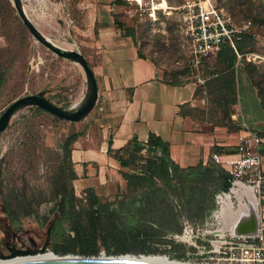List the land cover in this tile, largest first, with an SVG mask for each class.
Here are the masks:
<instances>
[{
  "label": "rangeland",
  "instance_id": "obj_1",
  "mask_svg": "<svg viewBox=\"0 0 264 264\" xmlns=\"http://www.w3.org/2000/svg\"><path fill=\"white\" fill-rule=\"evenodd\" d=\"M21 1L29 19L52 43L64 49H77L67 35V4H62L60 9V0ZM184 1L166 0L162 5L170 13L158 12L155 19L139 15L123 5L118 20L124 33L134 39L140 54L155 64L165 82H192L196 85L194 105L185 107L183 112L211 127H224L236 136V141L239 133L247 129H254L260 137L264 136V90H257L248 80V71L253 67L264 73V0H216L217 6L231 15L237 23H251L252 39L245 40L244 52L239 53L240 57H236L233 65L235 77L237 75L239 79L237 84L235 78L236 90L205 88L206 81L220 79L231 71L229 68L225 70V74L220 73L215 77L223 68L219 65L222 59L217 54L206 58L197 70L191 66L188 43L180 29L181 17L178 12V7ZM0 2L1 35L4 40V44L0 46V113L16 98L39 91H45L46 97L53 103L62 105L75 104L81 100L86 90L82 69L42 45L37 50L33 37L16 14L12 0ZM242 78L245 80L242 81ZM86 123L90 125L89 128L71 145L72 149L75 144L81 148H94L98 144L103 124L99 101L86 119L80 122L55 120L47 112L35 113L29 108L19 112L8 128L0 133V187L4 193L14 184L21 185L20 178L24 172L28 187L41 190L49 196L55 170L59 164H64L62 144L71 132L78 131ZM144 161H149L147 155L144 156ZM146 165L152 176V184L165 189L161 196L158 194L161 199L155 200L158 201L156 204L151 202L147 214H141L139 210L145 209L144 204L136 208L129 198L128 203L131 202L132 206H126L128 203H122L125 200L122 199L125 196L124 190L117 187L114 196L118 195L121 199L117 200L119 206L116 209V226L111 229L113 234L95 244L96 253L84 255L100 256L101 252H105V256L115 257L130 253L124 256L128 258H121L143 262L199 264L202 255H199L197 247L205 242L204 238L207 236H202V230L196 227L216 209L217 192L214 186L208 187L207 205L204 204L199 209L193 201L196 192L191 189L194 186L192 183L187 185L186 181L183 186V181L178 183L174 178V186L164 187L169 180L165 165H154L152 162ZM230 196L236 208V199L233 194ZM154 198H157L156 194ZM187 199L190 200L187 202ZM153 204L162 206L164 214L158 213ZM53 205L52 200L40 205L38 217L42 219L52 216ZM24 218L21 217L20 220L24 221ZM158 220L162 222L158 223ZM187 224L192 226L191 240H188L185 232ZM69 228L67 222L57 226L54 232L60 235L54 237L55 240L67 234ZM9 237L10 228L1 221L0 211V244ZM189 242H194V245ZM62 246L71 252L51 251L56 256L83 255L79 253L82 248L80 245L64 242ZM118 251L126 253H116ZM143 254L146 256H142Z\"/></svg>",
  "mask_w": 264,
  "mask_h": 264
},
{
  "label": "crops",
  "instance_id": "obj_2",
  "mask_svg": "<svg viewBox=\"0 0 264 264\" xmlns=\"http://www.w3.org/2000/svg\"><path fill=\"white\" fill-rule=\"evenodd\" d=\"M59 4L60 9L62 4H67L66 15L70 16L67 18V35L95 75L103 118L98 144L94 148H81L75 144L71 150L76 176L72 185L77 197L89 190L102 202L111 203L116 210L120 197L114 196V190L118 187L125 193L122 203H128L131 198L136 208L144 204L145 209L139 210L141 214H147L150 203L156 204L158 201L155 200L161 199L160 191L165 189L152 183L143 182L136 191L129 192L121 175L128 169L120 167L114 157L108 155L109 140L111 149L116 151L133 137L145 144L149 135L154 134L168 144L169 162L181 169L198 164L219 167L212 162L211 154L235 151L237 141L234 134L224 127L198 122L183 112L185 107L194 105L196 85L192 82L167 83L162 79L155 64L143 57L134 39L124 33L118 20L123 3L119 0H60ZM3 44L0 23V46ZM261 138L264 173V136ZM167 186L165 183L164 187ZM150 189L159 192L152 195L142 193ZM155 194L157 198H154ZM131 202L126 206H132ZM155 204L153 208L164 214L162 206ZM257 210L258 227L264 233V202L257 203ZM233 221L230 218L226 222Z\"/></svg>",
  "mask_w": 264,
  "mask_h": 264
},
{
  "label": "trees",
  "instance_id": "obj_3",
  "mask_svg": "<svg viewBox=\"0 0 264 264\" xmlns=\"http://www.w3.org/2000/svg\"><path fill=\"white\" fill-rule=\"evenodd\" d=\"M262 8L264 12V6ZM252 35H244L236 41L238 54L244 52L243 49L246 47L245 40L248 38L252 39ZM216 54L221 57L222 60L219 62V65L223 68L216 73L215 77H218L220 73L225 74L229 68L231 71L227 72L220 79L216 78L212 82L206 81L204 84L205 88L207 90H236L235 78L237 84L239 83V79L237 75L235 77L233 65L236 62L237 55L232 48L227 46L222 47ZM248 75V80L253 84L252 86L257 90H264V73L258 72L253 67L252 70L248 71ZM48 99L50 100V98ZM29 109L35 113L46 112L36 106L29 107ZM53 117L55 120L64 121L62 118ZM89 126L86 123L78 131L71 132L62 144L61 148L65 152L63 155L64 164H59L55 170L49 194L50 198L45 192L28 187L24 172L20 178L22 181L21 185H12L6 193L0 187L1 221L5 225L9 221H19L21 217L33 216L40 219L37 214L40 205L50 200L54 202V210L52 211H57L58 213L56 227L60 226L62 222H67L70 226L67 234L55 240L56 242L52 246V251L55 253L71 252L62 246V243L66 242L69 245H80L82 247L79 252L80 254H94L96 253L95 244L104 241L107 236L112 235L111 229L116 226L115 218L117 216V210L111 207V203L102 202L89 190L84 192V197L80 198L74 193L72 181L76 176L71 161V145L85 133ZM110 145L111 142L109 140L108 155L113 156L120 167L128 169V172H121V175L126 180L129 192L136 191L137 188L141 187L140 185L143 182L151 185L152 176L147 171L148 165H146L151 162L154 165H165V169L169 174V180L166 183L169 186L167 187L174 185L172 184L174 178L178 183L183 181L181 182L183 186H185L186 181L187 185L192 183L194 186H191V189L195 190L194 193L196 192L193 201L199 209H201L202 205H207L206 202L209 201L207 197L209 186H214L215 191L227 190L229 187L230 175L220 166L205 167L202 164H198L194 167L181 169L174 163L169 162L168 144L154 134L149 135L145 144H142L136 137H133L119 150L113 151ZM145 155L149 159L147 163L144 161ZM157 192L159 191L156 189L146 191L149 195ZM189 200L187 199V202ZM157 222L160 223L162 221L158 220ZM58 235L60 234H56L55 237ZM116 253L126 252L118 251ZM127 255H130V253L121 254L118 258H128L124 257ZM142 256L146 255L143 254Z\"/></svg>",
  "mask_w": 264,
  "mask_h": 264
},
{
  "label": "built area",
  "instance_id": "obj_4",
  "mask_svg": "<svg viewBox=\"0 0 264 264\" xmlns=\"http://www.w3.org/2000/svg\"><path fill=\"white\" fill-rule=\"evenodd\" d=\"M119 1L130 11L150 19H155L158 12L170 13L162 8L166 0ZM178 12L181 17L180 29L188 43L189 61L196 70L206 58L224 46L232 48L240 57L236 41L252 34L250 21L237 23L217 6L216 0H185L178 7ZM261 144L262 138L258 132L247 129L239 133L233 153L211 154L212 162L226 170L230 178L228 189L215 196L217 208L196 227L202 230V236H207L205 242L197 247L199 255H202L199 264H264V233L258 230L253 235L236 234L225 225L248 201L249 193L244 190L250 191L257 203L264 202ZM231 194L236 199V208L232 201L229 208H224L223 198ZM185 232L191 240L193 234L190 224H187ZM189 243L194 245V242Z\"/></svg>",
  "mask_w": 264,
  "mask_h": 264
},
{
  "label": "water",
  "instance_id": "obj_5",
  "mask_svg": "<svg viewBox=\"0 0 264 264\" xmlns=\"http://www.w3.org/2000/svg\"><path fill=\"white\" fill-rule=\"evenodd\" d=\"M12 4L15 8L16 14L18 15L21 22L25 25L31 36L33 37V42L36 44L37 50L39 46L42 45L50 50L52 53L61 57L65 60L71 61L77 64L83 71L85 82H86V90L78 102L71 105H62L51 102L47 97L45 91H39L34 94H28L21 97L16 98L12 101L5 109L0 113V133L5 131L10 125L12 119L22 110L29 107H39L40 109L48 112L49 114L56 116L58 118H62L69 122H80L86 119V117L90 114L92 108L95 106L98 101V85L93 73L92 68L87 63L84 55L77 49H64L61 48L54 43H52L45 35H43L37 27L33 24V22L27 16L24 6L21 0H12ZM31 69V66L28 68ZM249 200V198H248ZM258 212V210H257ZM247 219V218H246ZM243 220L244 224L250 225L248 229L241 228V222H237L234 224L233 222H226V226L228 229L236 234L241 235H253L256 234L259 230L258 227V213L256 221L253 216L249 217L247 220ZM231 226V227H230ZM241 228V229H239ZM47 242L38 250H16L10 249V253L8 255H4L0 253V259L13 258L18 255H28L37 252L50 251L53 253L48 247ZM7 264H156L149 263L143 261H135V260H126L120 259L114 256L108 257H99V256H73V255H63L56 256L50 258H39V259H28L16 262H10Z\"/></svg>",
  "mask_w": 264,
  "mask_h": 264
},
{
  "label": "flooded vegetation",
  "instance_id": "obj_6",
  "mask_svg": "<svg viewBox=\"0 0 264 264\" xmlns=\"http://www.w3.org/2000/svg\"><path fill=\"white\" fill-rule=\"evenodd\" d=\"M58 220L57 211L52 216H45L43 219L25 217L24 221H9L6 226L10 228V237L0 244V253L8 255L10 249L16 250H38L48 240L47 247L52 250L55 241V229ZM25 225H24V224ZM188 240L190 238L188 237ZM54 255L53 253H50Z\"/></svg>",
  "mask_w": 264,
  "mask_h": 264
},
{
  "label": "bare ground",
  "instance_id": "obj_7",
  "mask_svg": "<svg viewBox=\"0 0 264 264\" xmlns=\"http://www.w3.org/2000/svg\"><path fill=\"white\" fill-rule=\"evenodd\" d=\"M162 8H165V7L162 5ZM243 192L249 193V195H248L249 200L246 202L245 205H242L240 207V210H238V212H236V214H234L233 220H234V224L236 223V221L241 222L242 223L241 228L244 230V229H248V227L250 225L244 224L246 222H243V220H245L246 218L248 219L250 216L251 217L253 216V218L256 221V218H257V201L253 197V195L250 191L244 190ZM238 196H240V195H238ZM225 198H226V202H224ZM225 198L223 199V207L229 208L231 206V198L228 195ZM239 200L240 199L238 198V201ZM241 228H239V229H241ZM50 257H54V256L49 254V251L47 250V251L32 253V254H28V255H18V256L13 257V258L0 259V264H7L10 262H16V261H22V260H28V259H39V258H50ZM99 257H108V256H105V252H101V255ZM116 257H119V256H116ZM120 259H122V258H120ZM129 259H131V258H129ZM145 262L156 263V264H173V263H169L167 261H158V262L145 261Z\"/></svg>",
  "mask_w": 264,
  "mask_h": 264
}]
</instances>
